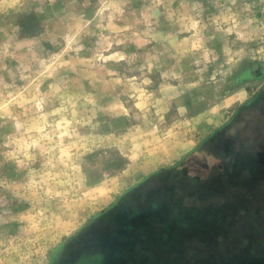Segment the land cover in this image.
<instances>
[{
  "label": "rangeland",
  "instance_id": "1",
  "mask_svg": "<svg viewBox=\"0 0 264 264\" xmlns=\"http://www.w3.org/2000/svg\"><path fill=\"white\" fill-rule=\"evenodd\" d=\"M263 92L264 0H0V264H99L66 240Z\"/></svg>",
  "mask_w": 264,
  "mask_h": 264
},
{
  "label": "trees",
  "instance_id": "2",
  "mask_svg": "<svg viewBox=\"0 0 264 264\" xmlns=\"http://www.w3.org/2000/svg\"><path fill=\"white\" fill-rule=\"evenodd\" d=\"M262 95L176 163L122 193L65 246L77 250L84 236L81 256L93 250L99 264H175L199 250L190 244L196 237L219 253L212 264H264V227L257 226L264 204ZM242 111L251 113L241 118Z\"/></svg>",
  "mask_w": 264,
  "mask_h": 264
}]
</instances>
